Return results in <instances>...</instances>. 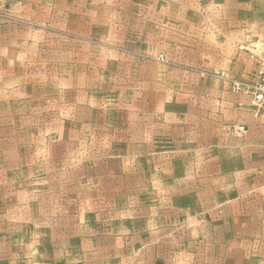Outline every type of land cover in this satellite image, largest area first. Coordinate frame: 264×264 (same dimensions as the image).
Listing matches in <instances>:
<instances>
[{"label": "rangeland", "instance_id": "rangeland-1", "mask_svg": "<svg viewBox=\"0 0 264 264\" xmlns=\"http://www.w3.org/2000/svg\"><path fill=\"white\" fill-rule=\"evenodd\" d=\"M263 68L264 0H0V264H251L264 218L131 126L249 105Z\"/></svg>", "mask_w": 264, "mask_h": 264}, {"label": "crops", "instance_id": "crops-1", "mask_svg": "<svg viewBox=\"0 0 264 264\" xmlns=\"http://www.w3.org/2000/svg\"><path fill=\"white\" fill-rule=\"evenodd\" d=\"M237 95L241 98L226 102L216 115L211 116L209 122L200 121L202 123L197 124L194 121L186 124V121L178 120L175 125L166 120L164 115H145V121L131 126V131L135 132L131 137H145V146L141 152L145 154L154 151L149 143L157 139L162 144V153L174 154L180 158L177 161L178 168L195 170L197 176L194 177V184L208 185L209 195H218V206H213L212 202L208 213L223 210V213H243V217L264 218V122L253 116L248 98ZM240 126L247 129L245 135L231 132L233 128ZM188 154L193 155L192 161L187 160ZM202 171L207 172L208 177H203ZM182 184L186 185V181L181 178L178 185ZM203 191L206 192L205 189ZM178 204L176 213H184L182 208L186 206ZM219 204H222L221 208ZM199 210L203 211L200 207L189 209L190 213ZM255 231L252 229L241 233L244 242L242 248L248 246L254 251L260 249L256 253H248V256L251 264H264L260 261V258H264V229L263 236L261 231ZM253 239H259L257 246L253 245ZM228 245H225V249ZM257 253L258 258L255 257ZM240 255L241 253L237 255L236 262L234 259L229 262L227 258L232 254H225L223 262L249 264ZM256 258L259 260L254 262L253 259Z\"/></svg>", "mask_w": 264, "mask_h": 264}, {"label": "built area", "instance_id": "built-area-1", "mask_svg": "<svg viewBox=\"0 0 264 264\" xmlns=\"http://www.w3.org/2000/svg\"><path fill=\"white\" fill-rule=\"evenodd\" d=\"M238 90H242L249 97V106L256 119L264 122V68L261 70L258 80L255 83L234 82ZM231 132L245 135L247 129L243 126L233 128Z\"/></svg>", "mask_w": 264, "mask_h": 264}]
</instances>
